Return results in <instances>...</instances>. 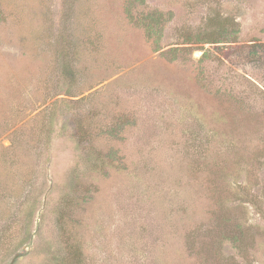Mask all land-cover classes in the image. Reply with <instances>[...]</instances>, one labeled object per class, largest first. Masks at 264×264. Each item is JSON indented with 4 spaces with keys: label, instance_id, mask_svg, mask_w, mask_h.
I'll list each match as a JSON object with an SVG mask.
<instances>
[{
    "label": "rangeland",
    "instance_id": "rangeland-1",
    "mask_svg": "<svg viewBox=\"0 0 264 264\" xmlns=\"http://www.w3.org/2000/svg\"><path fill=\"white\" fill-rule=\"evenodd\" d=\"M125 1L0 0V264H51L55 254L74 264H264L262 101L254 118L232 117L213 89H264V51L247 55L264 45V0H145L171 15L157 52ZM226 23L238 25L234 42L193 44L185 61L162 54L187 33L215 40ZM59 46L76 88L61 77ZM61 98L80 102L57 112ZM75 113L95 156L117 158L73 178L72 147L48 148L46 135L72 128ZM28 207L30 241L7 258ZM243 208L242 256L220 242L231 227L216 217Z\"/></svg>",
    "mask_w": 264,
    "mask_h": 264
},
{
    "label": "trees",
    "instance_id": "trees-1",
    "mask_svg": "<svg viewBox=\"0 0 264 264\" xmlns=\"http://www.w3.org/2000/svg\"><path fill=\"white\" fill-rule=\"evenodd\" d=\"M124 15L129 23L139 27L142 29L143 34L146 38V40L150 43L151 47L155 52L161 50V42L163 40V30L165 25L170 21L171 15L170 13H163L158 10H146L145 8V0H126L123 7ZM220 29L217 31L216 36L217 41L214 39H208L206 38V35L201 34V32H194V33H187L182 37V46L183 47H177V48H170L165 52H162L168 60L171 62L174 61H185L190 60V56L192 54V51L194 50L193 44L197 43H217V42H234L235 39L238 36V25L236 23H226L222 27H219ZM249 50L247 52L248 56H253L256 59H259L258 53L261 51H264L263 49L260 50V48H264V45L261 44H253L252 46L248 47ZM204 55V53H203ZM58 57L60 60V74L61 77L69 83V87L76 88L77 86V73L75 71V68L73 66V60L71 57V53L66 49L64 46L58 47ZM189 58V59H188ZM199 62H202V60H199ZM199 74H203V70L200 68ZM255 88H257L255 86ZM264 88V87H263ZM215 94H218V98L220 94L224 96V99L222 100V103L227 105L230 110L233 111L232 117H241L244 116L246 118H254L257 114L256 110H259L257 107V102L259 100L262 101L261 110L259 113H262L260 117L264 118V89L257 91L255 97L252 98H242L233 93L231 90H226L221 88L213 87ZM222 91V92H221ZM71 93L65 94L68 96ZM80 100L67 101L64 98L56 100L53 104L55 105V110L58 112L59 107L62 105L64 109H71V104L79 103ZM66 103H69L67 105ZM61 107V108H62ZM73 109L75 110L76 107L73 106ZM258 113V114H259ZM73 127L69 129L59 130L58 135L54 134V136L51 135L52 130L48 131V134L46 135L48 148L50 144L51 146L56 144V142H63V143H69L70 147L72 149L70 150L72 153V156L74 158V165L71 166L69 173L74 176L78 175L79 166L87 168L88 172H101L103 171V167L112 164V161H116L117 158V152L112 150L106 155H102V157H97L96 151L93 150L92 147H87L85 145V128L84 123L81 117L75 113L74 117L72 119ZM52 126V124H51ZM113 130V129H112ZM111 133H115V131H110ZM49 157V156H48ZM50 158V157H49ZM48 158V159H49ZM114 161V162H115ZM100 162V163H99ZM117 163H115L116 165ZM101 165V167H100ZM103 168V169H102ZM73 180V179H72ZM50 189V187H48ZM51 190V189H50ZM51 197L46 196L43 198L42 206L45 208L48 203L47 199ZM233 204V208L235 210L239 209L242 205L241 200H234L230 201ZM254 202L253 199H250L249 201ZM253 206H256L253 204ZM33 207V206H32ZM32 207H28L27 211H25V218H26V224L25 227L21 228V231L16 230L15 233L10 236H20L17 241L9 242L7 245H5V253L4 256L8 257H16L20 254V251L25 249L27 247L28 242L30 241V238L32 236V233L30 231V226L32 223L33 216L35 214L34 209ZM244 209V208H243ZM216 220L221 222L222 226H228L231 227V232L224 231L222 232V237L220 238V242L229 243L231 246V250L238 252L239 255L246 254V241L248 240L246 231L250 228L247 226V219H246V211L245 209L241 211L240 215H234V213H223L220 210L219 215L216 217ZM231 257V256H230ZM50 260L51 264H74L71 262L68 257H62L59 255H51Z\"/></svg>",
    "mask_w": 264,
    "mask_h": 264
}]
</instances>
